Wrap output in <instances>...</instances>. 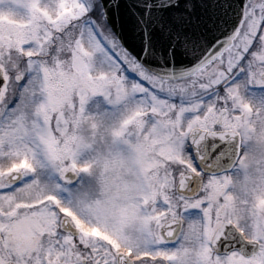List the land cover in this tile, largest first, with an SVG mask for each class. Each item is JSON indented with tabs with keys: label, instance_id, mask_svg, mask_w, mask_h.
Instances as JSON below:
<instances>
[{
	"label": "snow or ice",
	"instance_id": "1",
	"mask_svg": "<svg viewBox=\"0 0 264 264\" xmlns=\"http://www.w3.org/2000/svg\"><path fill=\"white\" fill-rule=\"evenodd\" d=\"M133 14L0 0V264H264V0Z\"/></svg>",
	"mask_w": 264,
	"mask_h": 264
},
{
	"label": "water",
	"instance_id": "2",
	"mask_svg": "<svg viewBox=\"0 0 264 264\" xmlns=\"http://www.w3.org/2000/svg\"><path fill=\"white\" fill-rule=\"evenodd\" d=\"M208 3H212L213 0H207ZM220 3L234 2V0H219ZM242 2V0H241ZM104 7L107 9V14L110 18V22L114 27H119L122 33V39L125 43V46L129 47L137 57L139 58L143 51V38L138 34L139 25L137 23L136 16L133 14V9L136 4V0H103ZM112 7H109V5ZM222 8L218 6L216 10H213L211 5H206L203 10L197 9V15L203 14L204 17H212L219 15V10ZM140 11L141 15L143 14L142 9H137ZM233 11L235 8L233 7ZM222 19H226L229 26H234L237 17L235 16H223ZM153 46L163 49V54L167 57V48L168 41H165L159 37L158 33L153 34ZM153 67H158L159 62L154 59H149L147 61ZM183 61L178 57L177 58V68L182 70Z\"/></svg>",
	"mask_w": 264,
	"mask_h": 264
},
{
	"label": "clouds",
	"instance_id": "3",
	"mask_svg": "<svg viewBox=\"0 0 264 264\" xmlns=\"http://www.w3.org/2000/svg\"><path fill=\"white\" fill-rule=\"evenodd\" d=\"M251 159V157H250ZM242 177H236L235 180H236V185H237V192H239V187H240V181H241Z\"/></svg>",
	"mask_w": 264,
	"mask_h": 264
}]
</instances>
